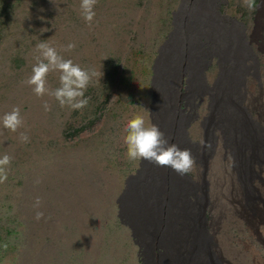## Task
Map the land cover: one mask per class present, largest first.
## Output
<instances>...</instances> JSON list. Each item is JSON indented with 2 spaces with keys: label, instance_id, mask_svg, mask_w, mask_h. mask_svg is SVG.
Segmentation results:
<instances>
[{
  "label": "rangeland",
  "instance_id": "1",
  "mask_svg": "<svg viewBox=\"0 0 264 264\" xmlns=\"http://www.w3.org/2000/svg\"><path fill=\"white\" fill-rule=\"evenodd\" d=\"M182 1L97 0L89 24L81 15L80 0H0V116L18 106L24 120L15 133L0 126V157H12L7 179L0 183V264L160 263L159 242L155 240L157 249L150 255L145 250L151 245L149 237L141 236L145 248H140L126 220L120 219L125 182L142 163L126 156L124 137L126 124L135 114L151 123L152 69L173 31V14ZM218 3L221 23L238 29L243 41H251L249 49L264 58L260 50L264 0H253L252 8L242 0H211V9ZM41 42L97 73L85 90L84 108L62 107L50 95L38 97L26 83ZM68 44L75 47L65 51ZM251 62L252 56L249 66ZM217 72L214 59L205 73L208 87ZM259 77L260 81L248 76L241 93L248 89L252 112L262 107V132L255 133L249 117L248 129L263 142L264 70ZM181 79L178 87L175 80L174 87L185 94L189 76ZM47 86L60 87L58 72L48 74ZM193 98V108L183 102L177 110L190 115L187 136L201 146L193 150L196 164L186 174L193 185L185 187L201 198L198 204L205 194V210L210 199L214 201L208 215L213 212L218 218L215 241L220 246L214 240L212 246L222 264H264V205L262 210L251 206L244 193H240L242 205L238 204L234 188L238 176L224 164L226 159L232 163L233 153L219 131L210 135L202 125L209 117L210 97ZM45 101L49 111L44 109ZM25 131L30 140L22 143L19 133ZM214 134L219 136L215 146ZM208 136L210 148L201 144ZM166 171L161 167L159 175ZM190 199L197 203L194 194ZM37 200L40 203L34 206ZM37 211L44 213L40 220L35 218Z\"/></svg>",
  "mask_w": 264,
  "mask_h": 264
},
{
  "label": "bare ground",
  "instance_id": "2",
  "mask_svg": "<svg viewBox=\"0 0 264 264\" xmlns=\"http://www.w3.org/2000/svg\"><path fill=\"white\" fill-rule=\"evenodd\" d=\"M190 1L192 3L188 6ZM210 2L211 0H183L178 11L173 14V31L160 48L152 69L150 119L151 123L158 125L164 132L169 143H174L181 149H190L194 155L193 150L200 149L201 146L192 143L187 136L186 127L191 121L190 115L184 114V111L178 113L177 110L180 109L179 103L183 102L185 107L193 108L194 96H209V117L202 125L210 135L212 130L213 133L219 131L226 147L233 153L232 163L226 159L224 164L228 171L231 168L238 176V184L234 183V188L238 191L236 198L243 201L240 193H244L248 204L262 210L264 141L259 136L253 137L248 129L250 118L255 133L262 132V107L259 105L261 110L252 112L249 109L253 104L250 93L243 88V95L241 89L246 87L250 75L260 81L259 72L264 70V58H258L249 49L251 41L244 42L238 29L221 23L222 17L218 12L221 3L211 9ZM263 46L262 37V52ZM251 56L249 66L247 61ZM214 59L218 66L217 77L212 81V86L208 87L205 73ZM186 74L189 76L188 86L185 94H180L177 87ZM164 76L165 83L162 81ZM175 80H178L176 88ZM174 95L180 98H175ZM242 98L245 111L242 108ZM186 110L188 112V108ZM254 115L260 120L254 119ZM218 139L219 136L212 135L214 146ZM206 143L210 144L209 136L206 137ZM161 167L142 159L140 170L125 182L126 189L120 199L121 221L123 218L126 220V225L131 229L133 238L138 240L140 248H145L141 236L149 237L151 245L145 250L150 255L157 249L154 246L155 240L159 242L158 246L163 250L159 254V264H222L212 246L217 236L215 230L218 218H215L213 212L211 216L208 215L209 208H214V201L210 199L205 210V194L198 204L201 198L195 195V191L185 187L187 183L193 185L186 174L181 176L169 167H162L167 171L161 177ZM229 175L232 177L231 173ZM191 194H194L197 203L191 201ZM238 204L242 205L241 201ZM261 224L264 225V220ZM215 246L220 245L215 241Z\"/></svg>",
  "mask_w": 264,
  "mask_h": 264
},
{
  "label": "clouds",
  "instance_id": "3",
  "mask_svg": "<svg viewBox=\"0 0 264 264\" xmlns=\"http://www.w3.org/2000/svg\"><path fill=\"white\" fill-rule=\"evenodd\" d=\"M97 0H80V11L84 20L91 24L96 15L94 5ZM244 6L252 8L253 0H242ZM74 44H68L65 51L74 48ZM39 55L32 67V74L26 83L32 87L34 94L38 97L44 95L53 96L63 107L65 105L72 109H82L88 104L85 97V90L90 81L97 75L95 71L82 68L71 59H65L57 49L49 43L41 42L36 45ZM50 72L59 73L60 87L52 90L47 86V76ZM158 91V90H157ZM115 98V97H114ZM45 111L50 107L45 101ZM24 120L21 110L14 106L9 112L0 116V126L11 132H17L23 127ZM126 136L124 143L127 147L126 156L130 160L143 159L150 164L162 167H169L177 174L183 176L189 173L196 164L190 149H181L174 143H169L163 131L154 123H146L145 117L135 114L125 127ZM19 139L22 143L30 140L28 133L20 132ZM204 147H211L210 144L201 140ZM12 157L4 154L0 157V183L7 179L6 168L11 163ZM39 200L34 206L39 205ZM44 213L37 211L36 219L40 220Z\"/></svg>",
  "mask_w": 264,
  "mask_h": 264
}]
</instances>
